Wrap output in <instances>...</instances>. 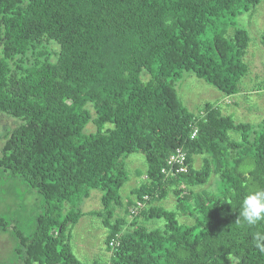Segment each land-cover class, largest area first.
<instances>
[{"label":"trees","instance_id":"trees-1","mask_svg":"<svg viewBox=\"0 0 264 264\" xmlns=\"http://www.w3.org/2000/svg\"><path fill=\"white\" fill-rule=\"evenodd\" d=\"M259 2L0 0V111L21 119L2 137L0 167L43 199L32 234H14V264H97L71 246L80 201L94 189L107 264H264L256 247L264 220L239 217L243 198L264 190V118L257 132L215 104L194 113L175 89L191 72L226 96L239 92L249 35L234 20ZM88 123L95 129L85 132ZM176 148L188 170L166 177ZM133 152L145 157V179L124 205L123 157ZM213 175L219 191L195 189ZM169 189L174 209L158 204ZM137 200L144 206L132 214ZM150 219L162 227H145ZM5 224L0 218V230Z\"/></svg>","mask_w":264,"mask_h":264},{"label":"rangeland","instance_id":"rangeland-1","mask_svg":"<svg viewBox=\"0 0 264 264\" xmlns=\"http://www.w3.org/2000/svg\"><path fill=\"white\" fill-rule=\"evenodd\" d=\"M234 23L235 27L245 29L249 35V43L244 55L248 70L239 84V92L226 96L191 72L182 73L175 82V89L180 103L189 111L197 113L205 102L215 104L220 107L223 115L230 116L236 123L248 122L259 132L262 129L259 122L264 118V45L261 40V35L264 33V0H260L251 11L237 16ZM233 29L234 26L229 25L226 34L231 35ZM51 48L58 49L54 44ZM20 123L19 117L0 111V150L3 135ZM94 129V125L88 123L84 131ZM230 134L237 137L236 133ZM201 163V157L195 156L194 166L199 167ZM123 164L128 179L120 188L119 194L125 205V201L134 196L132 190L145 179L147 165L144 155L140 152H133L123 157ZM219 187L221 186L213 175L208 182L195 189L204 188L215 193L219 191ZM100 196V190L94 189L87 198L80 201L83 215L72 227L71 246L74 254L81 261L107 264L109 252L104 245L107 228L102 224V217L91 213L101 209ZM42 200L36 189L27 186L19 175H13L0 167V218L6 221L5 231L0 230V264H14L16 260L14 250L17 248L14 234L17 231L26 236L32 234L35 217L41 211ZM158 204L167 209L175 208L176 201L171 189ZM66 205L69 207L68 204ZM123 213L124 209L118 206L115 215ZM179 218L185 223L192 222V218L184 214L179 215ZM162 225V220L150 219L144 222L147 228L162 227Z\"/></svg>","mask_w":264,"mask_h":264},{"label":"clouds","instance_id":"clouds-1","mask_svg":"<svg viewBox=\"0 0 264 264\" xmlns=\"http://www.w3.org/2000/svg\"><path fill=\"white\" fill-rule=\"evenodd\" d=\"M239 217L248 225H255L264 220V190L247 194L240 203ZM264 236L257 238L256 247L264 253Z\"/></svg>","mask_w":264,"mask_h":264},{"label":"built area","instance_id":"built-area-1","mask_svg":"<svg viewBox=\"0 0 264 264\" xmlns=\"http://www.w3.org/2000/svg\"><path fill=\"white\" fill-rule=\"evenodd\" d=\"M197 134V128L194 123L191 125L190 137L193 138ZM188 170L187 156L185 151L180 148L174 149L166 160V164L161 168V172L166 177H173L177 174L185 173ZM148 195H144L143 199L147 200ZM144 206V201L137 200L136 205L131 208V213L135 214L139 208Z\"/></svg>","mask_w":264,"mask_h":264}]
</instances>
